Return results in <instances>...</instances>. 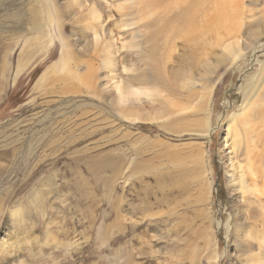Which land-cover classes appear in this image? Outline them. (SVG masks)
<instances>
[{"label":"rangeland","instance_id":"rangeland-1","mask_svg":"<svg viewBox=\"0 0 264 264\" xmlns=\"http://www.w3.org/2000/svg\"><path fill=\"white\" fill-rule=\"evenodd\" d=\"M67 1L57 0L63 9ZM103 1L106 6L121 2ZM25 2L0 0V264H17L25 255L26 241L46 229L59 233L61 239L87 243L72 259L43 249L37 264H103L96 237L101 229L107 234L111 227L123 232L112 245L126 246L135 264H210L204 241L209 235L213 244V232L220 250L217 264H240L238 251L231 246L234 217L241 216L237 208L241 192L235 195L231 190L237 160L228 124L244 98L240 85L264 61V36L236 67L228 71L220 67L207 136L195 132L199 125L189 119L200 115L193 110L181 113L186 119L174 130L152 122L136 123L114 110L106 99L115 100L118 78L112 81L111 76L118 75L122 66L114 74L99 68L95 90H87L86 81L78 79L85 68L77 74L71 70L74 78L62 81L71 67L58 70L63 45L55 25L48 26L52 38L48 48L26 57L29 34L10 18ZM242 9V22L253 26L243 27L247 32L241 43L264 27V0H244ZM72 17L69 13L64 19ZM133 29L139 31L138 23L112 34L120 59L132 53L125 38ZM71 31L69 39L78 38ZM66 83L79 93H63ZM262 117L256 115L248 125L256 127ZM200 152H204L205 174L199 168L201 161L197 166ZM239 152L244 157L245 150ZM207 178L212 194L206 193ZM9 232L18 236L17 252L15 240L5 238Z\"/></svg>","mask_w":264,"mask_h":264},{"label":"bare ground","instance_id":"bare-ground-1","mask_svg":"<svg viewBox=\"0 0 264 264\" xmlns=\"http://www.w3.org/2000/svg\"><path fill=\"white\" fill-rule=\"evenodd\" d=\"M118 1H121L118 5L106 6L103 0H68L63 9L57 0H26L10 18L18 21L29 34L23 52L29 58L48 48L52 41L48 26L58 28L63 45L58 70L62 72L71 67L68 77L62 76V81L74 78L71 70L77 74L80 68H85L87 72L78 75V79L86 81L87 90H95L93 81H97L99 68L114 74L122 66L118 75L111 76L112 81L118 78L115 100L106 99L114 110L136 123L152 122L167 130H174L176 124L182 125L186 115L180 116L181 113L193 110L195 115H200L198 119H189L199 125L200 129L195 132L209 136L220 67L224 65L228 71L245 59L251 47L264 36V27L253 31L249 35L251 39L241 43L244 39L240 38L247 32L243 33V27L253 26L244 24L240 17L244 0ZM69 13L75 17L66 22L64 16ZM135 23L139 31L133 29L131 36L125 38L132 53L120 59L113 49L115 35L112 34ZM68 31L78 38L70 40ZM82 53L90 59L83 58ZM96 61H99L98 68ZM239 89L244 98L240 110L228 124L229 133H234L231 144L237 160L233 166L236 176L230 177L231 190L236 191L235 195L241 192L237 207L241 216L234 217L236 230L231 246L238 251L236 257L240 264H264V61H259L257 70L244 79ZM78 91L73 84L63 86L65 94ZM239 114L241 117L235 121ZM256 115H263L262 122L256 127L249 126ZM239 142L242 145L238 148ZM239 150H245L244 157ZM200 154L197 166L204 157V152ZM199 168L204 174L207 172L203 163ZM208 185L206 193L212 194L211 180ZM14 213L17 214L15 210ZM10 232L5 238L8 242L15 240V246L18 236ZM215 234L213 244L208 242L209 235L204 241L205 249L210 250V264L220 260ZM19 247L17 244L15 252ZM7 254L5 251L1 257L5 259Z\"/></svg>","mask_w":264,"mask_h":264},{"label":"clouds","instance_id":"clouds-1","mask_svg":"<svg viewBox=\"0 0 264 264\" xmlns=\"http://www.w3.org/2000/svg\"><path fill=\"white\" fill-rule=\"evenodd\" d=\"M122 234V230L118 227H111L107 234L103 229L98 232L96 247L98 252L102 253L99 259L103 264H135V256L126 246L112 245V241ZM53 236L56 237L55 240L52 239ZM85 243L87 241L79 239L70 241L61 239L59 233L46 229L43 235H37L26 241L25 255L17 261V264H37V254L42 253L43 249H51L53 252L60 253L62 259H72Z\"/></svg>","mask_w":264,"mask_h":264}]
</instances>
